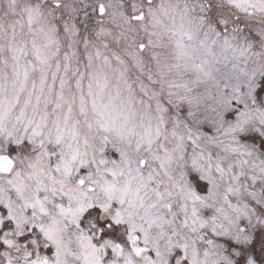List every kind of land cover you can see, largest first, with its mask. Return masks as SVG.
I'll return each instance as SVG.
<instances>
[{
	"label": "snow or ice",
	"instance_id": "1",
	"mask_svg": "<svg viewBox=\"0 0 264 264\" xmlns=\"http://www.w3.org/2000/svg\"><path fill=\"white\" fill-rule=\"evenodd\" d=\"M0 264H264V0H0Z\"/></svg>",
	"mask_w": 264,
	"mask_h": 264
}]
</instances>
